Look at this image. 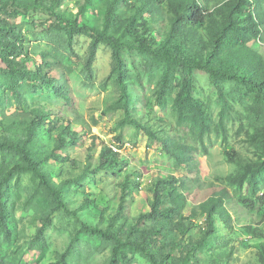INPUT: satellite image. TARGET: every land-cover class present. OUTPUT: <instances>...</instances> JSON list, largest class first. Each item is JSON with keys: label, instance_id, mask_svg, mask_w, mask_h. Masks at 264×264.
Returning a JSON list of instances; mask_svg holds the SVG:
<instances>
[{"label": "rangeland", "instance_id": "rangeland-1", "mask_svg": "<svg viewBox=\"0 0 264 264\" xmlns=\"http://www.w3.org/2000/svg\"><path fill=\"white\" fill-rule=\"evenodd\" d=\"M110 1L60 0L57 9L65 16L78 14L80 24L101 29ZM223 1L199 0V3L204 10L214 14ZM139 5L135 0L124 3L121 0L116 13L126 20L137 14ZM250 6V11L258 10L264 19V0H251ZM157 9L159 11L154 15L137 14V22L143 20L147 24L149 34L145 35L156 43L163 39L169 28L165 4H158ZM15 22L24 38L25 48L33 58L27 66L33 69L41 63V53H48L51 66L46 72L55 79L57 86L65 88L69 102L57 97L49 86L32 89L26 83L20 86L21 99L18 101L2 80L3 64L0 62V140L3 141L4 136L23 139L33 118L42 121L37 129L35 151L49 153L59 137L66 140V145L56 152L66 161L49 160L40 165L53 185L61 189L62 207L57 206L48 188L30 169L14 173L5 185L2 201L11 237L5 239L0 230V256L4 264H55L66 250H69L68 264H109L115 240L105 235L91 236L82 226L102 231L109 225L117 228L122 224L118 217L120 204H124L122 216L128 225H133L140 214L150 211L157 182L168 177L177 179L175 188L185 197L181 216L186 227L155 235L157 245L151 243L152 250L170 253L177 264H196V259L187 260L182 256L177 246L184 251L200 240L207 227L201 205L226 189L233 197L224 205L231 220L227 225L223 218L217 217V233L212 244L199 249L196 254L201 253V264H259V257L264 254V187L260 193L263 197L259 199L251 195L248 185L239 189L228 181L245 164L259 160V151L250 140L258 127L248 110L253 96L247 94L243 86L235 82L223 84L230 104L224 120L225 138L221 133L223 107L217 89L207 75L193 74V96L203 104L212 121V131L201 138L178 120L173 106L176 87L171 96L158 101L156 92L161 66L148 56L124 48L121 58L127 71L131 117L152 131L156 136L154 139L136 126L125 123L124 99L118 89L110 48L101 44L94 47L88 36L70 35L59 30L54 17L45 9L18 15ZM208 35L206 25L197 27L196 36L206 39ZM131 40L133 38L128 35L124 37V41ZM197 40L187 36V48L196 50ZM249 46L264 54V25L258 39L251 41ZM92 49V78L88 79L85 64ZM177 78L180 80L179 74ZM65 127L75 134L73 142L67 133L62 134ZM168 138L196 149L198 176L185 167L174 165L161 143ZM203 147L207 148V154L203 153ZM107 148L116 154L115 161L111 167L104 165L106 167L100 169L101 154ZM228 152L234 162L229 161ZM0 164L2 175L14 166L24 165L6 148L0 149ZM145 222L150 228L155 226L154 222ZM43 224L45 247L40 248L34 237ZM125 254L131 264H152L141 253L128 249ZM229 254L230 258L227 257ZM181 257L185 259L181 261Z\"/></svg>", "mask_w": 264, "mask_h": 264}, {"label": "trees", "instance_id": "trees-1", "mask_svg": "<svg viewBox=\"0 0 264 264\" xmlns=\"http://www.w3.org/2000/svg\"><path fill=\"white\" fill-rule=\"evenodd\" d=\"M120 1L111 0L108 3L102 27L97 29V27L88 24H80L78 14L74 17L65 16L62 11L57 9L60 0H0L2 80L5 81L18 101L21 99L20 86L26 83L32 89L49 86L57 97L62 98L66 103L69 102L65 88L57 86L55 79L46 72V68L51 66L48 53H41L42 61L40 64H36L33 69L27 66V63L33 58L30 51L25 48L24 38L15 22L18 15H29L32 10L45 9L54 17L59 30L70 35L88 36L94 47L101 44L112 50L118 89L124 99L122 109L125 112V123L136 126L154 139L156 136L152 131L131 117L126 84L127 71L121 58V51L124 48L148 56L151 61L161 66L162 74L156 92L158 101H162L165 96H171L176 87L173 106L178 120L200 137L212 131V121L203 104L193 96V74L198 72L207 75L210 83L217 89L218 98L223 107L220 121L221 133L225 138H227V128L224 120L230 104L223 84L235 82L238 86H243L247 94L253 96L248 110L254 116V122L258 127L255 133L250 135V140L259 151V160L245 164L236 175L229 177L228 181L239 189L248 185L251 195L262 199L263 196L260 193L264 187V174H262V169H264V54L249 46L250 42L258 39L262 32L264 19L261 18L260 12L258 10L257 12L250 11L251 0H224L215 9L214 14L204 10L199 0H135L140 4L136 9L137 14L154 15L159 11L158 4H165L166 12L169 14V28L163 39L156 43L152 37L145 35L148 33L147 24L143 20L137 22L136 13L126 20L117 15L116 8ZM127 1L123 0V3ZM203 25L209 29L206 39L196 36L197 27ZM126 35L132 37L133 40L131 42L124 41ZM187 36L198 39L196 50L192 51L187 48L185 44ZM93 56L94 49L85 64L88 79L92 78ZM177 74L180 75V80H178ZM41 124L40 118H33L26 128L23 139L4 136V140H0V149L6 148L24 163L22 167L14 166L3 175L0 164V230L7 240L10 239L11 234L7 228L6 209L2 200L4 187L14 173L22 172L26 168L32 170L48 188L57 206L59 208L63 206L61 189L53 185L50 177L42 172L40 165L49 160L59 163L66 161L65 157L56 153L66 145V140L59 137L53 150L49 153L41 154L40 150L35 151L37 129ZM66 133L73 142L75 134L65 127L62 134ZM161 143L165 153L173 159L174 165L178 168L185 167L191 174L198 176L199 167L194 156L195 148L179 142L175 138H168ZM202 151L205 154L208 153L206 147H203ZM101 156L100 169H103L108 165H113L116 154L107 148ZM227 156L230 162H234L231 153L228 152ZM176 182L175 177L158 181L152 192L150 211L140 214L133 225H128L125 216H122L124 204H120L118 217L122 219V224L117 228L109 225L106 231H102L88 225L82 226L84 232L91 236L103 237L105 235L108 239L115 240L116 245L112 250L109 264H131L129 257L125 254V250L128 249L143 254L152 264H177L171 258L170 253L165 254L161 252L162 250L150 248L151 243H157V240L154 239L155 235L162 232L172 233L175 228L186 227L183 222L184 218L181 216L186 200L184 195L179 194V190L175 188ZM181 185L183 186V184ZM232 200L233 197L230 193L223 189L209 202L201 205L207 223L206 230L199 241L189 245L184 251L180 250V246H177V251H180L182 256H185L187 260L194 258L197 261L196 264H201V253L197 255L196 252L212 244L217 233V217L223 218L227 225L229 224L231 217L224 205L226 201ZM178 217L179 221L176 220ZM145 221L154 222L155 226L150 228ZM44 228L45 224L38 229L34 237V241L40 248L45 247ZM68 254L69 250H66L59 256L55 264H68ZM227 257L230 258V254ZM183 259L185 258L181 257V261ZM4 263V259L0 256V264ZM259 264H264V254L260 255Z\"/></svg>", "mask_w": 264, "mask_h": 264}]
</instances>
